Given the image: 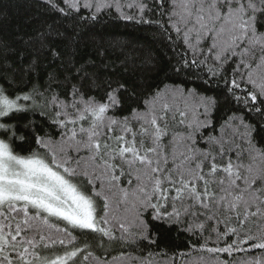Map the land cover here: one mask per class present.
<instances>
[{
    "label": "snow or ice",
    "instance_id": "6c2138e0",
    "mask_svg": "<svg viewBox=\"0 0 264 264\" xmlns=\"http://www.w3.org/2000/svg\"><path fill=\"white\" fill-rule=\"evenodd\" d=\"M0 264H264V0H0Z\"/></svg>",
    "mask_w": 264,
    "mask_h": 264
},
{
    "label": "trees",
    "instance_id": "16d2710c",
    "mask_svg": "<svg viewBox=\"0 0 264 264\" xmlns=\"http://www.w3.org/2000/svg\"><path fill=\"white\" fill-rule=\"evenodd\" d=\"M21 12H23V9H21ZM13 16L15 15V10H13V12L11 13ZM16 21L15 19L12 20V23L14 24ZM5 26H7V23H5ZM121 31H123V29H121Z\"/></svg>",
    "mask_w": 264,
    "mask_h": 264
}]
</instances>
